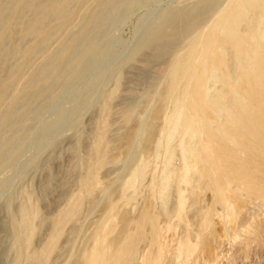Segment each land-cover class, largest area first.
Wrapping results in <instances>:
<instances>
[{
	"label": "bare ground",
	"instance_id": "bare-ground-1",
	"mask_svg": "<svg viewBox=\"0 0 264 264\" xmlns=\"http://www.w3.org/2000/svg\"><path fill=\"white\" fill-rule=\"evenodd\" d=\"M109 3L105 0H0V135L18 115L21 99L42 92L45 86L63 77L68 64L72 62L79 67L84 56L96 49L83 47L84 35L105 18ZM220 3L221 0H197L191 7L179 9L176 14L162 18L138 46L135 54H143L145 65L151 67L171 54L161 76L163 91L150 107L153 120L133 124L123 140L130 156L138 148L147 154L121 186L128 205L134 201L137 187L145 176L147 178L148 170L160 160V168L156 166L151 171L147 188V200L152 207L143 210L138 219H132L127 211H122L118 217V203L109 200L105 218L97 224L91 246L80 257L76 256L72 264H137L139 258V264H162L168 254L174 264H189L196 253L204 255L205 264H215V259L207 252L214 217L221 212L218 207L225 210L223 216L229 224H236L247 216L248 204L264 205V0ZM83 6L90 12L75 23ZM212 10L213 14L205 22ZM65 27H69V33L59 38V32ZM55 40L59 41L58 47L45 51ZM12 55L16 57L13 63ZM37 58L42 61L31 72L33 66L30 65ZM124 75L120 70L115 87L102 105L103 113L110 111V101L122 90ZM134 113L135 107L125 109L127 122H133ZM157 123L160 135L154 142ZM106 135V131H102L94 144L93 158L88 174L80 182V192L71 196L66 209L50 219L52 231L41 251L30 250L39 232L36 223L41 216L39 207L31 204L21 208L14 220V244L19 253L13 264H20L23 258L34 264H47L67 223L76 220L83 201L99 189V169L110 159ZM140 136H145L144 143ZM177 158L181 161L179 166L175 164ZM204 189L211 191V203L199 209L194 232L188 207L199 201L198 196ZM173 194L176 201L170 208L168 204ZM158 202L161 211L155 210ZM160 215L169 217L163 226L159 223ZM118 223H121L119 230ZM179 225L183 226L184 233L172 247L165 235L168 231L175 232ZM248 225L246 231L250 238L264 235L262 220ZM146 227L150 230V248L140 252ZM254 240L258 244L257 239Z\"/></svg>",
	"mask_w": 264,
	"mask_h": 264
},
{
	"label": "rangeland",
	"instance_id": "rangeland-1",
	"mask_svg": "<svg viewBox=\"0 0 264 264\" xmlns=\"http://www.w3.org/2000/svg\"><path fill=\"white\" fill-rule=\"evenodd\" d=\"M110 1L105 0L108 3ZM195 1L197 0H115L113 5L109 3L110 5L104 12L105 18L89 30L91 33L88 31L84 35L83 47H96V49L94 48L92 52H88L84 56L79 67H76V64L72 62L68 64L67 67L69 66L70 69L65 67L63 77L48 84L47 87L45 86L42 92L20 100L18 115L0 135V264H13L18 256L19 251L14 244L13 236L14 220L20 215V210L24 206L36 204L39 207L41 216L36 221L39 232L36 234L30 250L31 252H38L44 249L52 231L50 219L66 209L70 199H72L71 196L74 197L80 192V182L88 174L93 158V147H95L102 131L107 133L110 159L99 169V189L92 197H87L83 201L76 220L67 223L64 234L59 239L53 254L49 256L47 264H72L77 258L76 256L80 257L83 251L91 246L97 224L105 218L109 200L118 203L116 214L118 217L127 211L132 219H138L143 210L151 209L152 206L147 200V188L151 171L156 166L158 169L160 168V160H158L157 165L148 170L147 178L145 176L138 185L134 201L129 203V206L124 201L125 195L122 194L121 186L130 177L129 175L141 157L147 154L138 148L130 156L124 147L123 140L133 124L137 125L141 121L153 120L151 108L157 102V96L163 91L160 86L161 76L171 54L154 62L151 67L145 65L143 54L136 55L135 53L142 40L149 35L150 30L162 18L176 14L181 8L191 7L190 5ZM224 1L221 0L220 5ZM88 12L90 9L87 7H80L75 23H78ZM211 12L206 16L205 22L210 19L214 10ZM68 29L69 27L63 28L58 34L59 38L65 37L69 33ZM58 42V40L53 41L46 47L45 51L56 49ZM11 58L12 63L16 61L14 55ZM41 61V58L34 59V65L33 63L30 65L33 66V70L28 66L25 68V72H28L29 68L31 72L34 71ZM120 70L125 74V83L123 82L122 90L110 101V111L103 113L102 105L107 94L115 87ZM30 71L29 73H31ZM11 92H9V96L12 94ZM122 94L124 95L122 96ZM148 102H150L149 105H147ZM131 106L135 107L133 122H127L124 118V112L127 107ZM156 125L154 142L158 140L160 135L159 124ZM140 138H143L142 142L144 143L145 136H140ZM153 151L154 146L151 151L152 154ZM113 157L117 160L113 161L111 159ZM177 159L175 164L179 166L181 161ZM209 193H211L210 190L204 189L198 196L199 201L189 204L188 216L194 232L197 229L199 209L211 203V194ZM205 195L206 197H204ZM175 198V194H173L168 207L173 206L176 201ZM259 204V202L248 204L245 210L247 216H244L236 224H229L224 218L225 210L218 207V212H221L214 217L216 220H214L212 228L213 234L210 236L211 252L210 248L207 252L208 254L211 253L210 256L213 260L215 259V264H264V235L260 238H254L257 239L259 246L246 231L248 224L255 220L260 219L264 223V205ZM257 208L262 209L260 211ZM160 209L162 207L158 202L155 210ZM253 214L254 217H251ZM166 217L165 215L159 216L160 225L166 224L167 218H169ZM171 217L170 219H173ZM120 226L121 223H118V230ZM242 227H246L245 230ZM146 228L144 239L140 244V252L150 248V230L148 227ZM223 229H225L224 232ZM183 230V226L179 225L175 232L168 231L165 235L168 245L175 246L184 233ZM195 239L194 235V242ZM253 242L256 246H253ZM197 254H200V257H197ZM245 255L249 256L246 257ZM203 257L202 253H196L191 257L193 261L190 259L189 264H205L206 260L205 257L203 260ZM218 258L221 259L218 260ZM28 263L34 264L27 258H23L20 264ZM139 263L140 258L137 261V264ZM162 264H174L170 260L169 254L165 256Z\"/></svg>",
	"mask_w": 264,
	"mask_h": 264
}]
</instances>
